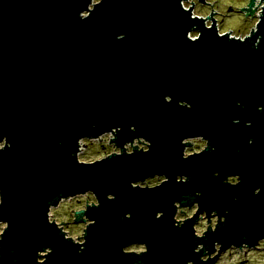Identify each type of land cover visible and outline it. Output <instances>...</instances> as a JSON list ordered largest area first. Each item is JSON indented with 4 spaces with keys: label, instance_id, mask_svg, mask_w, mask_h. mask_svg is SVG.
<instances>
[{
    "label": "water",
    "instance_id": "water-1",
    "mask_svg": "<svg viewBox=\"0 0 264 264\" xmlns=\"http://www.w3.org/2000/svg\"><path fill=\"white\" fill-rule=\"evenodd\" d=\"M89 2L0 0V138L11 143L0 150V219L10 225L0 238V264H36L46 247L45 264H214L200 260L198 244L201 253L213 251L214 241L223 245L219 253L231 243L255 245L264 237V10L258 31L241 42L219 38L214 20L208 30L204 20L190 19L193 2L185 12L179 0H102L81 19ZM254 3L245 14L252 16ZM193 25L202 32L196 42L186 36ZM117 126L114 144L143 136L150 151L77 162L81 137ZM194 135L208 139V148L184 159L188 143L181 141ZM155 173L169 181L131 187ZM236 173L238 185L223 183ZM178 174L188 182L177 183ZM89 189L100 203L75 211V222L95 220L80 252L47 212ZM177 200L199 201L200 211L215 210L226 222L198 239V213L174 226ZM140 242L147 253L123 252Z\"/></svg>",
    "mask_w": 264,
    "mask_h": 264
},
{
    "label": "clouds",
    "instance_id": "clouds-1",
    "mask_svg": "<svg viewBox=\"0 0 264 264\" xmlns=\"http://www.w3.org/2000/svg\"><path fill=\"white\" fill-rule=\"evenodd\" d=\"M192 2H194V0H189V3L185 4L184 0H179V5H180L182 10H184L185 12H189L190 11V4ZM207 2L210 4H214V0H207ZM101 3H102V0H91V4L89 2L87 8L83 9L79 12V17L81 19L88 18L90 16V14L95 10V7ZM222 3L226 4V5H232L235 9H244V8L248 7L249 0H222ZM256 4L259 5V7L257 8V10L255 12L256 19L252 22L250 31L244 32V35H242V36L238 35L235 32H233L232 34H228L230 28H233L237 25H240L244 21L245 14L240 13L239 15L235 16L232 21H229L228 27L224 28L223 30L219 29L218 26L215 27L216 35L219 38H224L225 36H227L229 39L236 38L241 42L245 41L246 38H249L254 31H258V25L261 23V21H260L261 11L264 10V5H260V0H256ZM208 15H210V10H208V9H205L204 11H190V19L204 20L205 21L204 27L208 30H212L213 24H212L211 20L207 19ZM197 28L198 27L196 25H193V27L187 31L186 36L191 42H196L202 36V32L200 30L196 31ZM194 32H195V34H193ZM123 38H124L123 33H121L117 36V39H123ZM258 42L259 41L257 40V43ZM164 100H165V102L170 103L172 101V97L170 95H166L164 97ZM239 103L240 102L237 101V104H239ZM178 104H179V106H182V107H188V108L191 107V104L185 100L178 101ZM233 122L238 123V120H234ZM246 123L249 126L251 125V121H248ZM130 127L133 130L135 128L134 125L130 126ZM119 130H120L119 126H117V127L113 128L111 131H106L104 133H111L112 134L111 141H113V139H114L113 133H115ZM188 137L202 138L203 139V146L200 150H198L194 153H190V152L186 151L188 146H185L183 148V151H182V158L187 159L194 154L199 155V154L203 153L208 148L209 140L206 139L203 135H194V136H188ZM188 137H185L181 141V143L186 145L185 140ZM81 138H83V137H81ZM81 138L78 140V144L80 143ZM252 142H253L252 139H249V143L251 144ZM111 145L114 146V149H115L114 151L110 152L109 154L101 155V156L96 157V158L91 159V160L81 159L80 153L78 151L76 153L77 162L81 163V164H85V165H91L95 162L102 161L103 159H105V158H107L113 154L122 155V154H124L125 150H126V153L128 155H132L134 153V150H136V149L142 150L143 152L147 153L148 151H150L151 141L144 138L143 136H138V137L133 138L131 141L125 142L123 144V147H119L112 142H111ZM6 147H11V143L8 140L7 136H4L3 138H0V150L5 149ZM213 150H215L214 147H213ZM213 175L219 176V172H214ZM148 177H159L160 179H159L158 183L153 184V185H148V186H145L144 184L139 183L140 181H143L145 178L133 180L130 182L131 187H133V188L138 187L140 189H145V188L154 189L156 187L162 186L163 184H165L169 181V177L166 174H162V173H155V174L150 175ZM175 179H176L177 183H187L189 180V177L186 174H178ZM240 180H241V178H240V175L238 173L229 174L225 177L223 183H226V184L231 185V186H236L240 183ZM260 192H261V188L256 187L253 191V194L259 195ZM78 194H80V193H78ZM82 194H85V196H87L88 194H91L95 198V202L94 203L90 202L88 204V206H97V207L99 206L100 201L98 199V196L96 195V193L93 190H91V189L86 190V191L82 192ZM200 195H202V193L197 191L196 196H200ZM107 198L109 200H113V199H115V195L113 193H109ZM233 199H237V197H233ZM3 202H4L3 193L0 192V205H2ZM173 205L175 208V213L173 216L175 227L182 226L187 220L193 218L198 213V219H197L196 223H194L192 225V228L194 230V235L198 239H203L205 237L206 233L208 232L209 228H211V230L213 232H215L217 230L219 223L226 222V216H219L215 210H212L211 216H209L207 210L200 211L199 201H194L191 205H182L181 202L179 200H177V201L173 202ZM178 206H182V208L178 207ZM87 207H85L84 210H86ZM189 208H191V210H192L190 214H186V215L180 214L182 211H186ZM225 211H227V210H225ZM163 215H164L163 211H157L156 212V218L157 219H160L161 217H163ZM125 217L130 219L131 213L130 212L125 213ZM47 220L49 223L53 222V220L50 219L49 210L47 212ZM94 223H95L94 219H89L86 217L87 226L84 228L83 233L80 234L79 236H77V235H72V236L66 235L64 230H62V232L65 234V239L70 238L75 244L80 246L78 251L82 252L84 250V245L86 243V229L88 228L89 225H92ZM55 224L57 225L58 228L62 229L58 223L55 222ZM9 226H10L9 222L7 220L0 219V238L3 237L6 230L9 228ZM257 242H256L257 247H264V237L259 238L257 240ZM139 244H140V247L138 249L127 250L126 252L123 250V252L126 254L135 253L138 255L147 253V251H148L147 243L146 242H140ZM247 245H248V243L246 242V240L243 241L239 245V249L236 251V254L233 255L231 257V259H227L228 252L233 251V249L236 248V246H237L236 243H231L227 248H225L226 251L221 256V260L217 261L215 258L217 256V254L220 252V249L223 247V245L220 241H214L213 242L214 250L213 251H205L204 254L200 256V260L202 262H207L209 260H212V261H214V264H238V261L242 259L241 250L247 251ZM204 248H205V246L203 243L198 244L195 247L194 252L200 253L201 250ZM51 252H52L51 247H46L43 250H38L37 258H36V264H45L46 258ZM262 255H264V254H262ZM41 256H43V260L40 259ZM249 257H252L254 259L256 258L252 252H249ZM187 264H194V262L192 260H188ZM260 264H264V259L260 260Z\"/></svg>",
    "mask_w": 264,
    "mask_h": 264
},
{
    "label": "rangeland",
    "instance_id": "rangeland-1",
    "mask_svg": "<svg viewBox=\"0 0 264 264\" xmlns=\"http://www.w3.org/2000/svg\"><path fill=\"white\" fill-rule=\"evenodd\" d=\"M214 4H216L217 8L221 12H225V13L227 9L230 7H232V9H235L232 5L223 4L222 0H217V1L214 0ZM194 9L195 11H204L205 9H208L210 10V13H211L210 7L205 6L200 2H197L195 4ZM240 13L245 14L247 12L244 9H235V12L228 14V16L224 18L222 25H219L220 23H217L216 27L218 26L219 29L223 30L224 28L228 27L229 21H232L233 18L239 15ZM207 19L210 20L211 18H207ZM254 20H255L254 17H251V15L249 14H245V18L242 24L237 25L233 28H230L229 31L231 30L237 33L238 35H244V32L250 31L252 22ZM193 34H195V32ZM103 137H104V141H100V142L86 139V143L88 144L86 146V149L82 153H80L81 159L91 160L101 155L109 154L110 152H112L114 150V147L106 145V140L108 138V135L105 134L103 135ZM202 146H203V140L195 139L194 141H192L191 147L187 148L186 151L190 152V151L198 150ZM159 179H160L159 177H149L145 181L139 182V183L144 184L145 186L147 184L148 186V185H153V184L158 183ZM90 202L91 203L95 202V198L91 194H88L87 196H85V194H82V195H78L72 198H65L61 200L60 203L56 207L51 208L52 219L62 224L64 227V230L67 231L70 236L72 235L79 236L80 234L83 233L84 228L86 226V222L81 221V220H78L75 222L74 220L75 211L84 209L86 204H89ZM139 247L140 246H137V245L136 246L129 245L125 249L134 250V249H138Z\"/></svg>",
    "mask_w": 264,
    "mask_h": 264
},
{
    "label": "flooded vegetation",
    "instance_id": "flooded-vegetation-1",
    "mask_svg": "<svg viewBox=\"0 0 264 264\" xmlns=\"http://www.w3.org/2000/svg\"><path fill=\"white\" fill-rule=\"evenodd\" d=\"M197 2H200V1L198 0ZM202 4L205 5V6H209L210 7L211 14H212L211 15L212 18L210 20L211 21L214 20L215 21V25L217 23H220L219 25H222L223 24V21H224V18L226 16H228V14H231V13L235 12V9H232V7L228 8L227 11H226V13L225 12H221L217 8L216 4H210V3L207 2V0H205V3H202ZM195 139H202V138L196 137V138H192V140L191 139L185 140V142L188 143V145H187L188 147L187 148L191 147L192 141H194ZM201 148L202 147H200L198 150H200ZM198 150L190 151V153H194V152H196ZM178 207H181V206H178ZM191 211H192L191 208H189L186 211H182L180 214L181 215L190 214ZM257 243L255 245H253V246H248L247 245V251L241 250V252H242V259L238 261V264H260V260L261 259H264V255H262V254H264V247H257ZM131 245L140 246L139 243L138 244H131ZM238 249H239V246H236V248H234L233 251L228 252L227 259H231V257L236 254V251ZM225 251L219 253L218 257L216 258L217 261H220L221 260V256L223 255V253ZM249 252H252L256 258L254 259L252 257H249ZM199 254L201 256L204 253H201L200 252Z\"/></svg>",
    "mask_w": 264,
    "mask_h": 264
},
{
    "label": "built area",
    "instance_id": "built-area-1",
    "mask_svg": "<svg viewBox=\"0 0 264 264\" xmlns=\"http://www.w3.org/2000/svg\"><path fill=\"white\" fill-rule=\"evenodd\" d=\"M197 1L198 0H194V4H193V7L191 8L192 9V11H195V4L197 3ZM184 2H185V4H188L189 3V0H184ZM255 5L257 6L256 7V9L253 11V14H252V16L251 17H254L255 19H256V17H255V12H256V10H257V8L259 7V5H257L256 4V0H255V3H254V6L252 7V9H254L255 8ZM260 5H264V2H260ZM190 6H192V3L190 4ZM251 30V29H250ZM233 33V31H229V34H232ZM240 36H242V35H240ZM107 135H108V138H107V140H106V145H108V146H113V145H111V142H110V138H111V136H112V134L111 133H106ZM105 135V134H104ZM114 135V134H113ZM89 140H92V141H97V142H100V141H104V137H103V135L102 136H99V137H97V138H91V139H89ZM113 143V142H112ZM87 144L88 143H86V139H81L80 140V143H79V147H78V151H79V153H82L85 149H86V146H87ZM114 147V146H113ZM115 150V149H114ZM113 150V151H114ZM125 152H126V150H125ZM49 216H50V219H52V214H51V210H50V212H49ZM56 223H58V222H56ZM59 224V226L62 228V230H64V227H63V225L62 224H60V223H58ZM65 231V230H64ZM65 233H66V235H69L68 234V232L67 231H65ZM70 236V235H69Z\"/></svg>",
    "mask_w": 264,
    "mask_h": 264
}]
</instances>
